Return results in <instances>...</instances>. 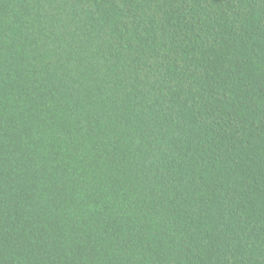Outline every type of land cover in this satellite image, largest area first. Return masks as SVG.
I'll return each instance as SVG.
<instances>
[{"label":"trees","instance_id":"trees-1","mask_svg":"<svg viewBox=\"0 0 264 264\" xmlns=\"http://www.w3.org/2000/svg\"><path fill=\"white\" fill-rule=\"evenodd\" d=\"M0 264H264V0H0Z\"/></svg>","mask_w":264,"mask_h":264}]
</instances>
